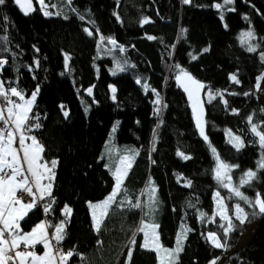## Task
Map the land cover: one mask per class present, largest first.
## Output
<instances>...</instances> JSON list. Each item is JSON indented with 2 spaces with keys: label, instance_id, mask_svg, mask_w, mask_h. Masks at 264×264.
I'll return each mask as SVG.
<instances>
[{
  "label": "trees",
  "instance_id": "1",
  "mask_svg": "<svg viewBox=\"0 0 264 264\" xmlns=\"http://www.w3.org/2000/svg\"><path fill=\"white\" fill-rule=\"evenodd\" d=\"M46 2L54 14L45 15L36 0L27 14L15 0L0 5V38L6 37L0 39V61H6L0 81L8 92H37L27 132L43 145L44 161L57 162L50 211L44 213L42 205L32 209L21 221V231L45 218L66 220L61 246L73 252L66 264H158L157 253L143 247L139 231L152 180L158 187L156 219L163 245L173 247L182 226H188L175 264H211L234 248L245 232V224L234 217L237 203L250 222L259 224L242 255L237 252L222 264H264V214L252 215L215 171L216 154L224 164L238 166L228 173L233 186L252 170L256 178L251 187L239 189L249 198L264 195V169L257 167L264 146L251 131L256 124L264 133V105L258 96H264V0ZM145 18L149 22L143 23ZM246 30L256 37L255 51L242 41ZM181 70L223 93L206 101L208 141L198 135L186 94L175 81ZM115 124L117 142L133 146L137 157L125 189L97 230L89 203L105 199L115 185L102 158ZM229 130L242 138L243 147L228 140ZM217 192L234 225L227 236L220 227L226 222L216 215ZM65 205L71 208L68 218ZM210 232L227 247H214Z\"/></svg>",
  "mask_w": 264,
  "mask_h": 264
},
{
  "label": "snow or ice",
  "instance_id": "2",
  "mask_svg": "<svg viewBox=\"0 0 264 264\" xmlns=\"http://www.w3.org/2000/svg\"><path fill=\"white\" fill-rule=\"evenodd\" d=\"M5 3V0H0V5H3ZM15 3L20 6L21 9L24 10L25 14H27L29 11L32 10V4L31 0H27L26 3H23L22 0H15ZM38 5L41 8H44V0H37ZM184 3H190V0H184ZM225 4L232 3V0H224ZM216 8H221L220 4L215 5ZM45 15H49L50 13L45 11ZM83 19V17H81ZM149 22L147 18L144 19L143 23ZM89 35L92 33L89 32ZM253 33L251 31L243 33L242 36L246 39H251L253 37ZM151 38V37H150ZM0 39H6V37H2ZM103 39V38H102ZM109 42L113 45H116L118 47L122 46L117 45V42L112 39L108 38ZM208 49H204V51H207ZM256 49L254 47H249L248 51H255ZM195 59V57H193ZM261 59L264 60V53L261 54ZM6 63V61H0V67ZM117 69L119 71H124V68L120 67V65H117ZM115 74V73H114ZM182 76H186L188 80L192 81L194 84H196L197 89L203 88L204 85L200 84L197 81H194L193 78L190 76V74L186 73L184 70H181V75H177L176 79L181 80ZM264 78V77H262ZM231 79L235 81L236 83H239V81L236 79V76H232ZM137 83L139 84L140 81L137 80ZM259 85H257L258 87ZM144 87L147 89L148 85H144ZM188 91V89H185ZM38 91V89H37ZM88 93L91 94L92 89H87ZM116 89L113 87L112 92L115 93ZM152 91H155L153 89ZM11 95L20 97L23 99V96L19 91L16 90V88H10ZM37 92H33L30 99H27L24 101V104L21 105L19 103H16L15 101H12L9 96V92L5 90L3 82L0 81V97H3L5 101H7V108H6V115H5V109L0 108V122L4 125V127H0V264H8L9 261H15V258H19V264H28V258L31 257V264H37L38 261H44L45 257L48 258V264H52V261L56 258L53 257L51 253V244L49 243L47 233L45 231V224L42 222L38 224L35 228L31 230L29 233H23L21 234L19 221L24 219L25 216H27L28 211L36 208L38 206V202H42L45 200V197H51V179L54 173H52V170L47 168L44 165H41L38 163L40 160L39 153L43 150L42 146L38 144L35 137H31L32 145L35 146V150L33 151L30 149L29 146L25 145V140L28 139L24 135L25 131H31L32 125L29 122V113L31 111V106L34 103L36 99ZM191 92L189 91V97L191 98ZM216 95L222 96L223 93H220L217 91ZM245 95H248V93H245ZM115 99V95L112 97ZM214 98L211 93L209 94V99L211 100ZM157 104L160 103L159 96L157 94V100L155 101ZM199 101L197 100L193 104V112L196 115V124L199 128L200 134L204 137L205 140L208 139V137L204 134V126L203 122L201 120V114L196 112V104ZM225 104H227V101H224ZM233 111H236L233 109ZM264 111V110H262ZM65 116H67V112L64 113ZM33 119H38L37 117H33ZM248 122L251 124L252 116H249ZM9 124L14 125L13 128L7 127ZM36 128L40 127V124L37 122L35 124ZM115 131V128L113 129ZM251 131L259 137V143L261 146H264V133H261L258 131V126L256 124H251ZM14 133L19 135V145L20 148L23 150V160L27 163V168L25 169L20 161V157L18 155L17 149L12 147L15 136ZM229 135L231 137V132H229ZM235 142V147L240 148L243 147V142L240 140V137H234L233 140H230V142ZM213 152H215V148L212 149ZM178 155L183 156L182 153H178ZM185 160L190 159L188 156H183ZM124 159H128L125 157ZM217 168H216V179L221 183V185L224 188H229L231 193L234 194V196L239 197L241 200H243L246 205L250 206L252 209V215L257 214H264V198L261 197L260 193H256L254 198H249L248 196L244 195L240 189L239 186H243L245 184L249 185L251 187V182L254 178H256V172L252 170H248L246 173H244L243 176H241L239 180V186H233L231 184V177L227 175V173L231 172V169L233 167L238 166H229L224 164L223 162H219V156L217 155ZM123 163V160L121 161ZM56 161H52V169L56 167ZM130 167V164L128 165ZM258 170L264 169V154L261 156V160L258 162ZM43 168V171L41 170ZM221 169L225 170L224 175L222 176ZM121 170L118 168L115 173V186L113 188L112 193L109 194L108 197L105 198L103 202L99 205H94L93 207H100L103 209L101 212V217L107 215V209L111 205L112 202L115 201V198L118 194V192L121 190L122 186V176L120 174ZM48 173V181L47 184H42L41 181L44 178V174ZM126 174V171H125ZM225 180L228 182L225 183ZM190 185V182H189ZM36 189L34 192L33 189ZM17 192L20 193V196H17ZM216 196L218 198V203L222 198L219 197V192L216 193ZM27 200V202H25ZM50 203L51 201L43 204V211L44 213H48L50 211ZM135 207H140L139 204L134 205ZM220 207L223 209L220 212V215L222 218L227 222L226 225H220V227L223 229V233L225 236L231 231L234 230V225L232 223V218L227 215L226 206L220 203ZM235 208V216L236 219L243 223L246 219L248 214L244 212V209L241 208L240 204L237 203L234 206ZM258 208V212H257ZM64 214L67 216L71 213V209L65 205L63 209ZM95 215V214H94ZM205 213H201V216H205ZM102 221L97 222V230H99L100 223ZM55 227V234L53 239L56 241L57 245H59L60 241L64 238L63 236V228H64V221H61L58 226ZM147 225L144 226L146 228ZM144 228L139 229V231H144ZM5 233L8 234V239H5ZM145 236L147 237V233H145ZM208 238L211 241L212 245L216 248H225L227 245L225 243H222L220 241L219 236L215 232L208 233ZM25 244V248L29 245L34 246L37 243H43L44 247L48 249V251L45 252L44 256H36L33 252H29L27 250L25 251H16V249L19 248L20 243ZM134 243V242H133ZM144 247H147V243L143 245ZM181 250L180 248V241L178 239L177 241V249L175 250V253H178ZM168 252L169 255H174L175 253L169 252L168 250H165ZM57 256L61 261L65 259V256L61 253L60 249L57 248L56 250ZM9 253H14V255H9ZM67 257H71L73 255L72 251L67 252ZM129 260L131 258V250L128 253ZM219 259L218 257L214 259L211 264H216V260Z\"/></svg>",
  "mask_w": 264,
  "mask_h": 264
},
{
  "label": "rangeland",
  "instance_id": "3",
  "mask_svg": "<svg viewBox=\"0 0 264 264\" xmlns=\"http://www.w3.org/2000/svg\"><path fill=\"white\" fill-rule=\"evenodd\" d=\"M36 2H37V0H36ZM37 5H38V3H37ZM44 5H45L44 8H41L39 5H38V7H40V9L43 12H45V11L49 12L50 13L49 15L54 14L53 10L47 4L46 0H44ZM249 31H251V30H246L243 33H246V32H249ZM242 41L248 47H254L255 49H257V47H256L257 43H256L255 35H253V37L250 40L246 39V38H244L242 36ZM112 73L113 74L114 73L117 74V71L113 70ZM234 76H236V75H234ZM236 79H237V77H236ZM210 93H211V95L214 98H216L218 96V95H216L217 92L215 90L209 88L206 91V94H205L207 102L212 101L214 99V98H212L211 100L209 99V94ZM21 95L23 96V99H21L20 97L15 96V98H16L15 102L19 103V104L21 102V105L24 104L25 100L31 98V95L30 96H25L22 93H21ZM258 96H259L261 104L264 105V96L262 94H259ZM37 97H38V94L36 95V99H37ZM10 99L11 100L13 99L12 96H10ZM36 99H35L34 103L31 106L30 113L32 112V109L34 107ZM3 100H4V98L0 97V105L2 106V108H5L6 106H8V104H7V102H4ZM0 123H2V122H0ZM7 127H9V126H7ZM117 127H118V124H115V126L113 127V129L115 128V131H113V129H112V131H111V133H110V135H109V137H108V139H107V141L105 143V146L103 148V152H102V158L105 159L106 165L111 170V172L113 173L114 177H115L116 170L118 168L121 170L120 174L122 176L121 190L118 192V194H117V196L115 198V201L112 202L111 205L108 207L107 214H108L110 208L116 202V200L119 199L118 196L120 195V193H122L123 190L125 189V182L127 180V177L129 175V173H130V171H131V169H132V167L134 165V162L136 160V157H137V151L134 150L133 146H131L130 144H122V143H118L117 142V138H116ZM229 132H231V134H232L231 137L229 135ZM237 136L238 135H236L234 132H232L230 130L227 132V138H228L229 141L233 140V138L237 137ZM240 140L243 142L242 138H240ZM231 143H233L235 145L234 141L231 142ZM125 157H127L128 159H124ZM216 158H217V154H216ZM122 160H123V163L121 162ZM219 162H222V161L219 159ZM129 164H130V167H128ZM125 171H126V174H125ZM221 173H222V176H223L224 173H225V170L221 169ZM227 175H229V174L227 173ZM47 181H48V179H47ZM47 183H49V181L46 182V184ZM51 188H52V185H51ZM112 191H111V193H112ZM19 196H20V194H19ZM219 197L222 198L220 195H219ZM262 198H264V195L262 196ZM48 199L42 201L38 205H42L43 206L44 203L49 202ZM104 200L105 199H103L101 201H98V202L89 203L90 210H91L92 217H93V224H94V228L95 229H97L96 225H97L98 221H102L100 223V227L102 226V223H103L106 215L101 217V212L103 211V209H101L100 207H93V206L101 204V202H103ZM214 200H215V206H216V215L218 217H220L222 220H224L222 218V216L220 215V212L223 210L220 207V203H222L223 205L226 206L227 215H229L231 217V215L229 214L228 207H227L226 203L224 202L223 198L218 203V198H217V196L215 194L214 195ZM157 203H158V187L156 186L154 181L151 180L147 184L146 190H145L146 213H145V218L143 219L140 228H144L145 225H147V227L144 228V231H141V233L143 234V244L142 245L147 243L148 246L147 247L143 246V247L146 248V249H149V250H153V251H155L157 253V255H158V264H175L179 260L180 254H181V252L183 250L184 241H185V238H186V235H187V232H188V226L187 225H183L182 226V228L180 229V232L178 234L176 243H175V245L173 247H167V246L163 245V243L161 241V238H160L159 224H158V221L156 219L157 218ZM68 207L70 208V206H68ZM241 208H243V207L241 206ZM244 212L246 213L245 209H244ZM69 215H71V213ZM234 217L236 218L235 214H234ZM46 219L48 220V218H46ZM61 221H64V225L66 224L65 223L66 220H61ZM243 223L245 224V232L242 233L240 239L237 241V244L235 245L234 248H231L230 251H228L225 255L221 256L218 260H216V264H222V263L226 262L230 257H234V254L237 253V252L241 253V255H242V252L248 246V244L251 241V239L253 237V234H254L255 230L257 229V226H258L259 223L256 222V221L250 222L249 219H248V216H247V219ZM100 227H99V229H100ZM145 233H147V237L145 236ZM178 239L180 241L181 250L178 253H175V250L177 249V241H178ZM165 250H168L169 252H173L175 254L174 255H169L168 252H166ZM8 264H9V262H8Z\"/></svg>",
  "mask_w": 264,
  "mask_h": 264
},
{
  "label": "crops",
  "instance_id": "4",
  "mask_svg": "<svg viewBox=\"0 0 264 264\" xmlns=\"http://www.w3.org/2000/svg\"><path fill=\"white\" fill-rule=\"evenodd\" d=\"M9 95L12 96V98H13L12 101H15L16 98H15L13 95H11V92H9ZM20 104H21V102H20ZM0 108H2L1 105H0ZM6 108H7V106H6L5 108H3V109H5V115L7 114V113H6ZM29 115H30V114H29ZM8 126H9V128H13V127H14V125H12V124H9ZM24 135H25L26 137H28V139L25 140V145H26V146H29L30 149H32V150L34 151V150H35V146L32 145V141H31V139H30L31 137H34V136L31 135V134H29L27 131L24 132ZM14 136H15V140H14V143H13L12 147H14V148L17 149L18 155H19V157H20L21 164H22V166L26 169V168H27V163L23 160V150L20 148V145H19V135L16 134V133H14ZM36 141L38 142V144H39L40 146H42V149H43V145H42L37 139H36ZM43 154H44V149L39 153L40 160L38 161V163H40L41 165H44V166H46L47 168L51 169V170H52V173H54V175L52 176V179H51V185H52L51 193H52V191H53V182H54V177H55V168L52 169V165H49V164H47V163L44 161V159H43ZM41 170L43 171V168H42ZM48 175H49L48 173H45V174H44V178H43L42 181H41L42 184H46V182H48V181H47V177H48ZM33 190H34V192L36 191L35 188H34ZM19 194H20V193L17 192V196H18V197H19ZM48 198H50V197H47V196H46V197H45V200L48 199ZM39 203H41V202H38V204H39ZM30 211H31V210H30ZM30 211H28V213H29ZM69 216H70V215H67V218H68ZM25 217H26V216H25ZM25 217H24V218H25ZM22 220H23V219H22ZM22 220L19 221L20 230H21V221H22ZM42 222L45 224V231H46V233H47L49 243L51 244V253H52L53 257H56V258L52 261V264H66L70 257H67V255H66L67 252H66V251L63 249V247L61 246V243H62V241H63L64 238L60 241L59 245H57L56 241L53 239L54 234H55V227H54V226H58V225L60 224L61 221H57L56 223H54V225H51V224L49 223V221L45 218V219L39 221V222H38L33 228H35L38 224H40V223H42ZM65 223H66V221H65ZM33 228H32V229H33ZM32 229H31V230H32ZM31 230L26 231V232L21 231V234H23V233H29V232H31ZM65 230H66V224L64 225V228H63V236L65 235ZM4 238H5V239H8V234H7V233H5V237H4ZM57 248H59L60 251H61V253L65 256V259H64L63 261H61V260L59 259V257L57 256V252H56ZM25 250H27V251H29V252H33L36 256H41V257H43L44 254H45V252L48 251V249H46V248L44 247V244H43V243H37V244H35L34 246L29 245V246L27 247V249H26V248H25V244L21 242L20 245H19V248L16 249V251H25ZM9 255H14V253H9ZM31 259H32L31 257L28 258V264H31ZM15 262H16V264H19V258H15ZM37 264H48V258L45 257L44 261H38Z\"/></svg>",
  "mask_w": 264,
  "mask_h": 264
},
{
  "label": "water",
  "instance_id": "5",
  "mask_svg": "<svg viewBox=\"0 0 264 264\" xmlns=\"http://www.w3.org/2000/svg\"><path fill=\"white\" fill-rule=\"evenodd\" d=\"M22 2L26 3L27 0H22ZM31 4H32V8H33L35 6V0H31ZM21 10L24 11L23 9H21ZM185 72L190 74V76L193 78L194 81H197L200 84L204 85L203 88L197 89L196 84H194L192 81L188 80V78L186 76H182L181 80H177L175 77V81H176L177 85L186 94V98L189 102L191 113H192V119H193V122L195 124L198 135L200 136V138L205 140L204 137L200 134L199 128L197 127V124H196V115L193 112L194 102H196L197 100L199 101L196 104V112L201 114V120H202L203 126H204V134L208 137V139L206 140V141H208L209 135H208V125H207V107H206L205 94H206V91L210 88V86L208 83H206V82L198 79L197 77H195L191 72H189V71H185ZM177 75H181V72L177 73L176 76ZM186 88L188 89V91L185 90ZM189 91L192 94L191 98L189 97Z\"/></svg>",
  "mask_w": 264,
  "mask_h": 264
},
{
  "label": "built area",
  "instance_id": "6",
  "mask_svg": "<svg viewBox=\"0 0 264 264\" xmlns=\"http://www.w3.org/2000/svg\"><path fill=\"white\" fill-rule=\"evenodd\" d=\"M4 102H7V101H5V100H3ZM0 127H4V125L2 124V123H0ZM25 202H27V200H25ZM49 220V223L51 224V225H54V221L53 220H51V219H48ZM9 264H16V262L15 261H9Z\"/></svg>",
  "mask_w": 264,
  "mask_h": 264
}]
</instances>
